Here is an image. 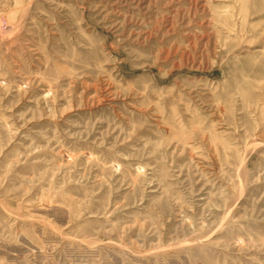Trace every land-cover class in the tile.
Returning a JSON list of instances; mask_svg holds the SVG:
<instances>
[{"label":"rangeland","instance_id":"1","mask_svg":"<svg viewBox=\"0 0 264 264\" xmlns=\"http://www.w3.org/2000/svg\"><path fill=\"white\" fill-rule=\"evenodd\" d=\"M0 264H264V0H0Z\"/></svg>","mask_w":264,"mask_h":264}]
</instances>
